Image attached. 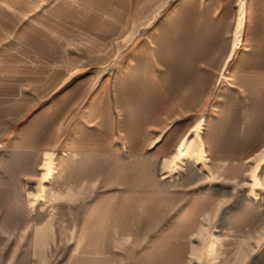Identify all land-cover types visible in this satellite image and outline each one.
<instances>
[{
  "label": "rangeland",
  "instance_id": "1",
  "mask_svg": "<svg viewBox=\"0 0 264 264\" xmlns=\"http://www.w3.org/2000/svg\"><path fill=\"white\" fill-rule=\"evenodd\" d=\"M145 32L132 29L114 46L129 56L115 63L113 101L119 137L129 117L130 152L61 154L40 167L27 178L35 236L18 245H33V264H264V139L239 141L240 131L264 126L263 35L252 93L243 94L232 76L241 48L228 31L223 45L211 30L220 58L194 62L204 78L181 60L176 79L160 76L161 63L139 69L137 58L142 49L185 53V30L167 31L157 52L139 46ZM158 111L162 125L146 127L158 133L141 151L138 115Z\"/></svg>",
  "mask_w": 264,
  "mask_h": 264
},
{
  "label": "crops",
  "instance_id": "2",
  "mask_svg": "<svg viewBox=\"0 0 264 264\" xmlns=\"http://www.w3.org/2000/svg\"><path fill=\"white\" fill-rule=\"evenodd\" d=\"M215 27L221 44L228 31L229 45L241 48L232 76L247 94L260 60L256 38L264 37V0H0V239H10L0 244V264H33V245H18L35 236L27 178L61 154L130 152L129 117L123 113L119 137L113 101L115 63L129 56L114 46L128 40L132 29L149 31L138 44L157 52L167 31L185 30V53L158 57L142 49L139 69L161 63L160 76L176 79L174 63L187 60L189 74L204 78L194 62L220 58L221 46L211 34ZM213 50L219 55L211 56ZM160 113H139L141 151L158 133L146 127H161ZM167 119L170 128L176 125L175 111ZM240 132L239 141L264 139V126Z\"/></svg>",
  "mask_w": 264,
  "mask_h": 264
}]
</instances>
